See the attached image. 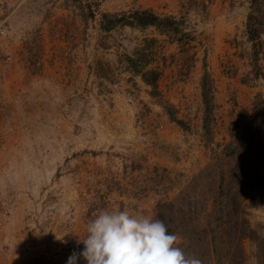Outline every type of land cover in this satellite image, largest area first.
Here are the masks:
<instances>
[{"label": "rangeland", "instance_id": "obj_1", "mask_svg": "<svg viewBox=\"0 0 264 264\" xmlns=\"http://www.w3.org/2000/svg\"><path fill=\"white\" fill-rule=\"evenodd\" d=\"M0 3V264H67L100 211L155 217L163 203L186 256L237 264L218 231L231 185L264 237V182L220 187L235 146L264 152V32L249 39L250 0ZM107 13L156 21L105 30ZM141 70L159 73L155 91ZM251 158L263 174L264 157ZM241 248L242 264H258L253 240Z\"/></svg>", "mask_w": 264, "mask_h": 264}, {"label": "clouds", "instance_id": "obj_2", "mask_svg": "<svg viewBox=\"0 0 264 264\" xmlns=\"http://www.w3.org/2000/svg\"><path fill=\"white\" fill-rule=\"evenodd\" d=\"M84 245L73 252L67 264L83 257L87 264H203L196 256H186L182 238L170 234L163 221L127 210L100 211L86 225ZM62 239V238H60Z\"/></svg>", "mask_w": 264, "mask_h": 264}, {"label": "trees", "instance_id": "obj_3", "mask_svg": "<svg viewBox=\"0 0 264 264\" xmlns=\"http://www.w3.org/2000/svg\"><path fill=\"white\" fill-rule=\"evenodd\" d=\"M260 0H250V13L247 17V25H246V31L249 36L250 40H254L257 36H259L261 33L264 32V10L260 8ZM134 20H130L126 16H118V15H112V14H102V21H108L110 24L102 27L105 30L112 29L113 27L123 24V25H131L136 24L138 26H146L151 25L156 21V18L154 16H147L144 13H138L135 14ZM133 17H131L133 19ZM173 23V22H170ZM131 61V59H129ZM138 74H140L142 81L151 87L152 90L155 91L157 86V80L159 78V73L155 70L151 71H139ZM205 99V95H204ZM164 109L169 111L167 107H164ZM169 113V112H168ZM170 118L172 121H175V118L170 115ZM179 123V122H178ZM262 125V124H260ZM259 129H262L261 126H259ZM243 144H250L251 147L254 144L253 142H242ZM258 143V142H257ZM242 145V144H241ZM241 145L235 146L233 151V157L238 160L237 163H235L232 167L228 168L227 170L221 171L220 179L222 186V183L231 185L234 183L235 185H238L240 180H255L256 183L259 185L263 184L264 182V173L259 174L258 171L252 170V158L253 156L257 155L255 163H261L262 158L264 157V152H261V150H257L254 148V150H249L245 152V148L241 150ZM254 146V145H253ZM250 147L248 146V149ZM245 155V156H244ZM247 159V161H244V159ZM250 158V160H249ZM235 160V161H236ZM253 173V174H252ZM239 195L240 190L236 191L235 188L231 185L225 194L224 197H226V200L224 201L223 205L220 208V216L219 221L221 222L218 226V231L222 233L228 234V238L231 240V245L233 249L234 255L233 258L237 261V264H242L243 260V250L241 248V240L244 237H247L254 241L257 247V261L258 264H264V237L258 235L256 231L251 230L247 222L244 219H241L239 217ZM167 209V205L165 203L158 205V210L156 212V218L160 219L165 223L164 218V212ZM234 226H231V222L233 221ZM166 225V223H165ZM167 226V225H166ZM233 231V234H230V232ZM169 232V230H168ZM170 233V232H169ZM232 237V239L230 238ZM224 238V237H223ZM227 238V237H226ZM229 254V251H227V255ZM227 259V257H225Z\"/></svg>", "mask_w": 264, "mask_h": 264}, {"label": "crops", "instance_id": "obj_4", "mask_svg": "<svg viewBox=\"0 0 264 264\" xmlns=\"http://www.w3.org/2000/svg\"><path fill=\"white\" fill-rule=\"evenodd\" d=\"M11 256H9L10 258ZM8 258V254L0 253V259Z\"/></svg>", "mask_w": 264, "mask_h": 264}, {"label": "built area", "instance_id": "obj_5", "mask_svg": "<svg viewBox=\"0 0 264 264\" xmlns=\"http://www.w3.org/2000/svg\"><path fill=\"white\" fill-rule=\"evenodd\" d=\"M0 8H1V3H0Z\"/></svg>", "mask_w": 264, "mask_h": 264}]
</instances>
